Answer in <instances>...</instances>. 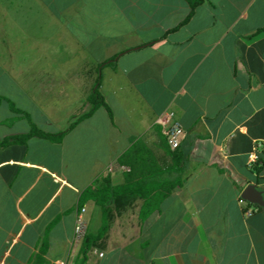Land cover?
<instances>
[{"label":"crops","instance_id":"1","mask_svg":"<svg viewBox=\"0 0 264 264\" xmlns=\"http://www.w3.org/2000/svg\"><path fill=\"white\" fill-rule=\"evenodd\" d=\"M189 11L187 0H0V264H27L44 235L48 264H73L101 224L81 192L103 176L122 184L119 157L135 145L182 184L144 220L142 199L112 203L86 264H264V206L241 198L249 183L264 195V163L249 165L253 151L264 161V0ZM98 75L112 119L100 106L60 141L17 139L30 122L66 129ZM166 109L183 126L176 160L155 121Z\"/></svg>","mask_w":264,"mask_h":264},{"label":"trees","instance_id":"2","mask_svg":"<svg viewBox=\"0 0 264 264\" xmlns=\"http://www.w3.org/2000/svg\"><path fill=\"white\" fill-rule=\"evenodd\" d=\"M202 1L203 0H187L190 6L187 18L191 15L193 9ZM118 55L119 54H116L99 64V68L105 65L115 67ZM100 83L101 77L98 75L93 84L92 90L87 97L89 109L73 119L66 129L56 133H49L37 127L33 122H30L29 131L17 136V139L24 141L31 136H39L52 141H60L66 131L71 129L81 119L90 116L100 106H103L107 110L109 117L112 119V111L105 102L104 96L100 91ZM9 105L13 110L20 111L12 102H10ZM8 140L9 138L1 139L0 145H3ZM164 149L173 160H176L175 150L177 148L170 149L165 143ZM119 163L130 167V170H126V168L124 169L125 181L122 184H111L109 178L103 176L87 186L80 194V206L88 200H92L95 204L100 206L101 224L96 231L83 234L73 264H86L89 250L92 247L99 245L104 240L109 228L112 203L120 205V203L127 199H129V202L136 198L142 199L138 217L140 220H144L153 211L158 209L159 202L167 196L173 188L182 184V181L178 177H172V174L177 172L176 166L170 165L161 168L155 163V161H153L152 153L147 147L141 148L137 145L133 146L130 150L128 149L119 157ZM263 163L264 161L262 157L258 155V159L251 164V168L259 171ZM164 175L170 177L163 179ZM48 245L47 236L44 235L39 240L37 249L30 256L27 264H48L45 257Z\"/></svg>","mask_w":264,"mask_h":264},{"label":"built area","instance_id":"3","mask_svg":"<svg viewBox=\"0 0 264 264\" xmlns=\"http://www.w3.org/2000/svg\"><path fill=\"white\" fill-rule=\"evenodd\" d=\"M156 124L159 126L160 133L163 136L165 143L170 149H176L179 147L181 138L183 135V126L181 122L176 118L175 112L172 109H166L160 112L156 117ZM258 159V155L255 151L249 154V165ZM84 208H81L76 215L75 230L80 227L83 218Z\"/></svg>","mask_w":264,"mask_h":264},{"label":"water","instance_id":"4","mask_svg":"<svg viewBox=\"0 0 264 264\" xmlns=\"http://www.w3.org/2000/svg\"><path fill=\"white\" fill-rule=\"evenodd\" d=\"M241 198L251 202L258 204L260 206H264V195L262 190H260L255 184L249 183L242 191Z\"/></svg>","mask_w":264,"mask_h":264}]
</instances>
